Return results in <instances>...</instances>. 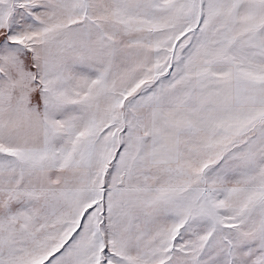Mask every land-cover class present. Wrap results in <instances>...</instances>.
<instances>
[{"label": "snow or ice", "instance_id": "1", "mask_svg": "<svg viewBox=\"0 0 264 264\" xmlns=\"http://www.w3.org/2000/svg\"><path fill=\"white\" fill-rule=\"evenodd\" d=\"M0 264H264V0H0Z\"/></svg>", "mask_w": 264, "mask_h": 264}]
</instances>
